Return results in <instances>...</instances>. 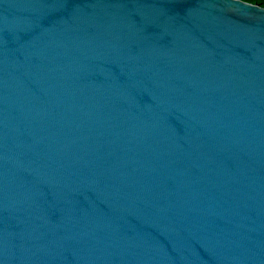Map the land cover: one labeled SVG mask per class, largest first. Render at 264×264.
Instances as JSON below:
<instances>
[{
	"label": "water",
	"instance_id": "obj_1",
	"mask_svg": "<svg viewBox=\"0 0 264 264\" xmlns=\"http://www.w3.org/2000/svg\"><path fill=\"white\" fill-rule=\"evenodd\" d=\"M0 264H264V7L0 0Z\"/></svg>",
	"mask_w": 264,
	"mask_h": 264
},
{
	"label": "trees",
	"instance_id": "obj_2",
	"mask_svg": "<svg viewBox=\"0 0 264 264\" xmlns=\"http://www.w3.org/2000/svg\"><path fill=\"white\" fill-rule=\"evenodd\" d=\"M244 1L250 2V3H253V4H258V5L264 7V0H244Z\"/></svg>",
	"mask_w": 264,
	"mask_h": 264
}]
</instances>
